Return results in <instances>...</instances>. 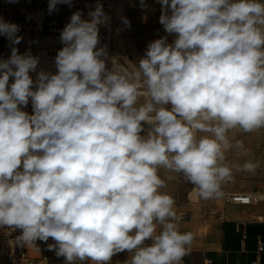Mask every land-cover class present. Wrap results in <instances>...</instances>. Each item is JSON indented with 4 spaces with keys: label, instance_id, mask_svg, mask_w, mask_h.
Wrapping results in <instances>:
<instances>
[{
    "label": "clouds",
    "instance_id": "1",
    "mask_svg": "<svg viewBox=\"0 0 264 264\" xmlns=\"http://www.w3.org/2000/svg\"><path fill=\"white\" fill-rule=\"evenodd\" d=\"M158 2L166 35L136 62L101 45L111 17L99 0L87 18L74 12L55 72L38 71L40 57L15 47L20 26L0 18L11 49L0 59V227L19 230L17 246L39 240L65 264L121 252L124 264H181L195 237L160 170L208 201L260 166L229 153L244 148L237 133L264 130V0ZM60 4L73 0H49V13Z\"/></svg>",
    "mask_w": 264,
    "mask_h": 264
},
{
    "label": "built area",
    "instance_id": "2",
    "mask_svg": "<svg viewBox=\"0 0 264 264\" xmlns=\"http://www.w3.org/2000/svg\"><path fill=\"white\" fill-rule=\"evenodd\" d=\"M131 0H99L103 4L105 13L111 17L109 27L100 28L101 45H107L110 54H118L127 57L129 61L136 62L139 56L133 55L135 43L138 39L134 36L139 31V26L129 24L124 25L120 17H126L127 4ZM49 0H23L18 5L0 4V18L16 23L21 30L18 35L23 39L20 44L15 45L24 53L30 50L31 53L40 58H50L57 54L63 46L60 41V32L69 22L71 15L76 11H81L84 18L90 10L95 8L97 0H73V6L66 4L57 6V10L49 13ZM121 29L120 32L117 29ZM10 42L0 36V59L9 56ZM264 193L262 190L234 191L223 190V195L219 198L224 204H232L241 207L262 205L264 201L256 202L254 194ZM208 215L215 216L218 221L223 220L220 212L209 209ZM182 216V221L186 219V214L178 213ZM235 232L240 235V242L244 244L246 231L243 225H236ZM19 235V230L13 231L10 228L0 227V264H52V255L46 250L45 243L37 240L36 246L19 247L15 238ZM264 252V238L256 241V254L252 264L260 261V255ZM61 263L65 264L62 257ZM87 264V262H84ZM181 264H184L182 260ZM202 264H211V260L203 256Z\"/></svg>",
    "mask_w": 264,
    "mask_h": 264
},
{
    "label": "crops",
    "instance_id": "3",
    "mask_svg": "<svg viewBox=\"0 0 264 264\" xmlns=\"http://www.w3.org/2000/svg\"><path fill=\"white\" fill-rule=\"evenodd\" d=\"M158 5L160 3L156 0ZM135 33L138 41L142 38ZM245 133L236 134V139L245 138ZM249 138V136H248ZM244 148L234 150L229 153V160L233 162L236 157L245 158L251 156L250 140L245 142ZM160 175L166 181V187L161 189L171 195L175 200V208L178 213L186 214V219L180 222V230L190 231L195 239L189 253L183 258L184 264H202L203 256L211 260V264H252L256 254V241L264 238V207L262 205L241 207L232 204H224L220 199L201 200L192 191V186L188 184L184 177L178 173H167L163 169ZM171 177V178H169ZM264 181L257 180L243 188H235V179L226 184L225 191H252L262 190ZM214 209L223 216L222 221H218L215 216L206 212ZM236 225H243L246 231L244 244L240 242V235L235 232ZM48 244L55 242L50 238ZM46 250L47 245H45ZM49 251V250H48ZM52 255V264H62L61 258L57 257L54 251H49ZM130 258L127 252H121L112 258L111 264H124ZM257 264H264V252L260 255Z\"/></svg>",
    "mask_w": 264,
    "mask_h": 264
},
{
    "label": "rangeland",
    "instance_id": "4",
    "mask_svg": "<svg viewBox=\"0 0 264 264\" xmlns=\"http://www.w3.org/2000/svg\"><path fill=\"white\" fill-rule=\"evenodd\" d=\"M22 1L23 0H0V4L18 5ZM144 2L147 7L141 6V0H131L127 4L126 18L129 24L139 26L138 36L142 38L141 41L135 43V51L133 50L132 52L135 59L137 56L142 57L144 55L149 42L166 35L163 26L159 23L161 5L159 6L156 0H144ZM173 39L174 36H169V43H171ZM24 110L31 113V102H29V105ZM245 135V138L239 139L242 141L244 139L245 142L250 140L251 156L245 158L236 157L233 163L242 165L246 161L251 160L253 162H258L260 166L256 169L255 173H235V188L237 190H244L243 188H247L249 184L257 180L264 181V130L245 133Z\"/></svg>",
    "mask_w": 264,
    "mask_h": 264
},
{
    "label": "bare ground",
    "instance_id": "5",
    "mask_svg": "<svg viewBox=\"0 0 264 264\" xmlns=\"http://www.w3.org/2000/svg\"><path fill=\"white\" fill-rule=\"evenodd\" d=\"M55 57V56H54ZM54 57L50 58H40V65L38 67V71L42 68L44 70H50L55 72V67H54ZM8 56H4L1 59H7ZM33 79H35V73H32ZM12 81V78H10V83Z\"/></svg>",
    "mask_w": 264,
    "mask_h": 264
}]
</instances>
